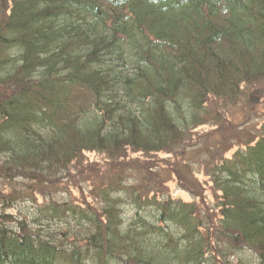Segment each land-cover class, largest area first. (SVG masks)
Returning <instances> with one entry per match:
<instances>
[{
  "label": "trees",
  "instance_id": "obj_1",
  "mask_svg": "<svg viewBox=\"0 0 264 264\" xmlns=\"http://www.w3.org/2000/svg\"><path fill=\"white\" fill-rule=\"evenodd\" d=\"M0 10V172L41 185L83 151L121 159L185 145L220 116L210 106L264 78V0H0ZM260 131L206 168L219 193L211 219L138 177L94 185V207L46 192L25 216L16 206L35 201L30 188L0 193V264H264Z\"/></svg>",
  "mask_w": 264,
  "mask_h": 264
},
{
  "label": "rangeland",
  "instance_id": "obj_2",
  "mask_svg": "<svg viewBox=\"0 0 264 264\" xmlns=\"http://www.w3.org/2000/svg\"><path fill=\"white\" fill-rule=\"evenodd\" d=\"M240 91V95L229 106H210V111H217L220 116L217 119L208 117V121L186 134L189 136L185 145L181 144L171 151L144 154L129 150L121 159H109L103 152L83 151L76 164L72 162L60 169L58 175L45 179L43 185L30 177L25 179L16 175L17 170L10 177L6 170L1 169L0 193L16 194L23 192L26 187L30 188L32 198L37 196L35 201L16 206L23 205L20 208L24 209L25 216L32 215V207L43 202L40 196L46 192L52 200H67L94 207L97 198L91 190L94 185H101V181L107 178L111 180L113 175L122 177L124 184H133L138 178H146L152 187L169 192L174 199L193 201L205 212L210 210L211 219V207L219 193L212 188L206 168L218 163L223 157H231L238 147L261 135V124L264 122V78L258 83L242 84ZM4 157L0 156V167L6 161ZM132 178L136 179L132 181ZM15 209H8V212L17 214ZM130 214L126 210L125 216ZM32 227L31 230L37 231L36 226Z\"/></svg>",
  "mask_w": 264,
  "mask_h": 264
}]
</instances>
